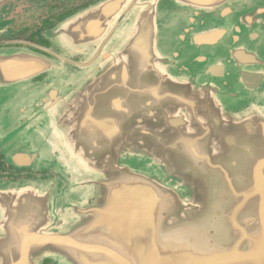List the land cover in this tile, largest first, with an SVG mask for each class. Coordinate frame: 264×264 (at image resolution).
I'll use <instances>...</instances> for the list:
<instances>
[{
  "label": "water",
  "instance_id": "95a60500",
  "mask_svg": "<svg viewBox=\"0 0 264 264\" xmlns=\"http://www.w3.org/2000/svg\"><path fill=\"white\" fill-rule=\"evenodd\" d=\"M0 48V264H264V0H100Z\"/></svg>",
  "mask_w": 264,
  "mask_h": 264
},
{
  "label": "flooded vegetation",
  "instance_id": "af4514ba",
  "mask_svg": "<svg viewBox=\"0 0 264 264\" xmlns=\"http://www.w3.org/2000/svg\"><path fill=\"white\" fill-rule=\"evenodd\" d=\"M100 0H0V48L36 50L45 45L42 32L72 12ZM9 167L0 156V178L21 179L46 176Z\"/></svg>",
  "mask_w": 264,
  "mask_h": 264
}]
</instances>
